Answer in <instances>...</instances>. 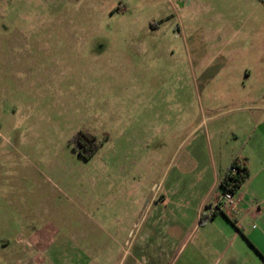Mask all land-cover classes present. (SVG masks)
Masks as SVG:
<instances>
[{
  "label": "rangeland",
  "instance_id": "rangeland-1",
  "mask_svg": "<svg viewBox=\"0 0 264 264\" xmlns=\"http://www.w3.org/2000/svg\"><path fill=\"white\" fill-rule=\"evenodd\" d=\"M253 99L264 0H0V250L128 264L147 228L130 206L177 185L198 199Z\"/></svg>",
  "mask_w": 264,
  "mask_h": 264
},
{
  "label": "crops",
  "instance_id": "crops-1",
  "mask_svg": "<svg viewBox=\"0 0 264 264\" xmlns=\"http://www.w3.org/2000/svg\"><path fill=\"white\" fill-rule=\"evenodd\" d=\"M252 102L244 109L248 116L239 122L237 146L225 169L211 172L200 186L199 200L198 189L188 192L177 185L159 202L147 199L130 206L129 214L135 209L147 228L139 238L145 243L128 264H264V105ZM234 160L246 162L248 179L233 194L234 211H217L219 181ZM23 240H35L34 233L15 238ZM6 251L0 250L3 264L2 257L9 255L15 264H30L31 252L22 256Z\"/></svg>",
  "mask_w": 264,
  "mask_h": 264
},
{
  "label": "trees",
  "instance_id": "trees-1",
  "mask_svg": "<svg viewBox=\"0 0 264 264\" xmlns=\"http://www.w3.org/2000/svg\"><path fill=\"white\" fill-rule=\"evenodd\" d=\"M70 143L76 149V152L82 156L85 160L91 158L98 150L97 137L87 131L77 132L71 139ZM234 169V172L232 171ZM248 168L246 162L242 160H234L229 165L225 173L222 175L219 181V190L220 193L230 192L232 194L244 184L248 179ZM218 211V209H217ZM216 214L214 212L212 217ZM203 219H208L204 217ZM202 219V222H203Z\"/></svg>",
  "mask_w": 264,
  "mask_h": 264
},
{
  "label": "built area",
  "instance_id": "built-area-1",
  "mask_svg": "<svg viewBox=\"0 0 264 264\" xmlns=\"http://www.w3.org/2000/svg\"><path fill=\"white\" fill-rule=\"evenodd\" d=\"M234 172V169H232ZM217 205L220 211L229 209L230 211H234L236 206V201L233 199V194L230 192L220 193L217 199Z\"/></svg>",
  "mask_w": 264,
  "mask_h": 264
}]
</instances>
